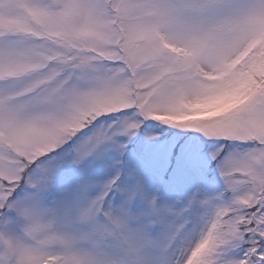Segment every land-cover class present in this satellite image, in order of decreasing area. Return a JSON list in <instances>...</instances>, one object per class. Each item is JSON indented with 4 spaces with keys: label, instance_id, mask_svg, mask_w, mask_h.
Returning a JSON list of instances; mask_svg holds the SVG:
<instances>
[{
    "label": "snow or ice",
    "instance_id": "obj_1",
    "mask_svg": "<svg viewBox=\"0 0 264 264\" xmlns=\"http://www.w3.org/2000/svg\"><path fill=\"white\" fill-rule=\"evenodd\" d=\"M147 121L211 142L231 202L138 209L135 168L58 188ZM0 232V264H264V0H0Z\"/></svg>",
    "mask_w": 264,
    "mask_h": 264
},
{
    "label": "rangeland",
    "instance_id": "obj_2",
    "mask_svg": "<svg viewBox=\"0 0 264 264\" xmlns=\"http://www.w3.org/2000/svg\"><path fill=\"white\" fill-rule=\"evenodd\" d=\"M199 135L147 121L134 137H119L126 145L123 156L113 149L104 160L89 158L82 164L65 163L58 170L57 186L71 188L77 181L91 179L96 185L91 194L95 195L104 183L121 171L124 174L120 185L130 187L135 181L127 175V170L135 168L147 197L136 201L138 209L146 208L148 200L155 198L158 204H170L178 211L191 204L190 211L210 216L217 206L230 203L233 198L215 162L210 160L209 153L214 145L200 136L198 161H191L175 151L171 155L168 153L171 143ZM208 172L211 178L206 176ZM21 224L23 221L11 225L7 231L22 235ZM2 247L0 244V249Z\"/></svg>",
    "mask_w": 264,
    "mask_h": 264
},
{
    "label": "clouds",
    "instance_id": "obj_3",
    "mask_svg": "<svg viewBox=\"0 0 264 264\" xmlns=\"http://www.w3.org/2000/svg\"><path fill=\"white\" fill-rule=\"evenodd\" d=\"M14 242H15V238L12 234L0 232V244L7 247L8 244L14 243Z\"/></svg>",
    "mask_w": 264,
    "mask_h": 264
}]
</instances>
